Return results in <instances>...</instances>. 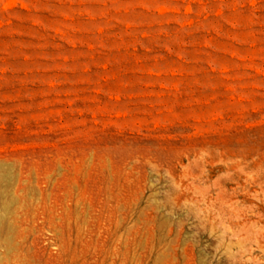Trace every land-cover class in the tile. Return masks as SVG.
I'll list each match as a JSON object with an SVG mask.
<instances>
[{
    "label": "rangeland",
    "instance_id": "374dc122",
    "mask_svg": "<svg viewBox=\"0 0 264 264\" xmlns=\"http://www.w3.org/2000/svg\"><path fill=\"white\" fill-rule=\"evenodd\" d=\"M0 264H264V0H0Z\"/></svg>",
    "mask_w": 264,
    "mask_h": 264
},
{
    "label": "bare ground",
    "instance_id": "6f19581e",
    "mask_svg": "<svg viewBox=\"0 0 264 264\" xmlns=\"http://www.w3.org/2000/svg\"><path fill=\"white\" fill-rule=\"evenodd\" d=\"M20 185H22V181H21ZM20 185H19V187H20ZM19 190H20V189H19Z\"/></svg>",
    "mask_w": 264,
    "mask_h": 264
}]
</instances>
